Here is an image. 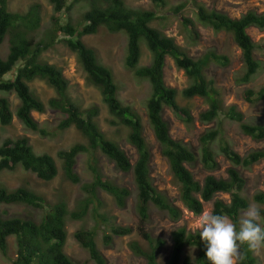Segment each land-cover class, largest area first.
<instances>
[{
    "label": "trees",
    "instance_id": "obj_1",
    "mask_svg": "<svg viewBox=\"0 0 264 264\" xmlns=\"http://www.w3.org/2000/svg\"><path fill=\"white\" fill-rule=\"evenodd\" d=\"M9 1L0 0V45L7 36L11 44L7 58L0 57V92L15 94L21 103L15 114L19 121L28 130L48 137L52 133L41 127L33 117L34 112L45 113L48 107L33 94L29 84L35 80H42L53 88L57 98L51 99L49 108L63 116L58 130L66 131L74 127L86 140L84 144L78 143L68 150L59 152L64 177L73 184H80L82 181L76 172L77 159L80 155L89 154L93 158L89 163L93 181L82 186L86 196L74 211H69L63 202L50 204L44 196L29 188H19L15 191L0 189V204L22 205L46 211L40 221L32 217L3 218L0 215V252L4 256L8 253L9 238L14 237L17 257L13 264H78L65 251L68 238L67 218L81 220L90 212L96 225L92 229L77 231L74 237L87 251L91 262L108 264L107 258L98 246V236L102 227L103 241L107 247L111 246L113 237L128 236L135 230L132 227L109 224V219L99 210L102 207L99 192L112 196L120 209L127 207L132 192L127 187L103 178L95 166L97 153L106 155L121 172L132 173L134 176L138 190L139 215L136 231L144 244L134 240L130 242L129 247L137 257L144 259L146 264H161L160 253L167 245L165 239L154 236L147 230L151 206L165 213L175 223L183 217V210L175 205L167 194L154 186L151 176L152 151L144 135L141 116L133 107L122 103L119 98L120 89L112 71L101 63L97 51L83 41L86 36L98 34L101 28H105L111 34L120 32L127 34L126 67L133 71L137 78L147 80L151 85L152 95L147 103L148 121L161 147V154L169 165L174 182L180 188V199L185 208L195 216H201L204 204L214 201V213L228 216L234 221L241 217L251 204L244 193L247 181L241 170L250 169L264 161V148L242 156L225 140L220 128L209 129L200 137L198 156L189 145L171 136L169 124L163 117L165 109L169 108L186 126L191 127L194 124L190 110L181 107L177 102L178 91L165 83V63L166 58L170 57L190 81L189 86L182 91V96L189 100L199 97L209 102V109L199 117L203 124H212L223 116L231 122L238 123L244 135L257 142H264V124L247 122L244 114L238 111L236 106L225 108L215 82L208 80L205 74L212 62L226 66L229 62L226 56H217L211 52L198 59L191 57L174 38L152 27V23L157 19L155 11L132 9L127 6L126 0H50L54 9V15L51 17L53 29L46 38L37 40L33 34L42 25V5L36 2L25 13H12L8 10ZM84 1L92 3L91 10L84 15L85 25L78 29L71 22L63 24L60 14L70 12L73 7ZM153 1L157 7L166 5V0ZM189 5L201 25L217 33L226 32L232 36L242 51L245 68L239 83H251L258 74L261 64L255 57L257 45L248 34V30L257 28L264 31V13L259 14L251 10L240 18H232L224 12L208 9L198 0H185L184 4L177 6L172 12L182 17L184 27L194 37L198 36L195 23L183 16L184 9ZM60 36L64 38L61 39ZM143 40L152 55L151 64L144 67L140 66ZM57 43H64L70 51L77 54V60L87 76V82L101 91L109 113L115 118L112 124H121L129 129L128 141L138 153L135 164H132L131 158L116 141L108 139L102 132L97 122L100 110L96 107L83 110L70 97L69 81L63 70L56 65L41 62L43 52ZM11 74L12 78H7ZM245 99L251 104L264 102V86L258 91L248 90ZM15 115L10 100L0 96V124L3 127L11 126ZM217 140L220 142V152L232 165L228 170V178L209 175L201 182L189 167L201 163L209 172L217 170L219 163L213 149V144ZM20 166L47 183L55 180L60 172L56 159L50 154L37 155L28 137L5 139L0 145V173L15 171ZM219 194L230 195L231 201L216 199ZM253 201L264 205V192L255 194ZM172 238L173 248L166 264H209L198 231L191 232L181 227L173 232ZM192 250L198 253L195 258L191 256ZM237 264H258L255 251L249 250L246 245L242 246Z\"/></svg>",
    "mask_w": 264,
    "mask_h": 264
},
{
    "label": "rangeland",
    "instance_id": "obj_2",
    "mask_svg": "<svg viewBox=\"0 0 264 264\" xmlns=\"http://www.w3.org/2000/svg\"><path fill=\"white\" fill-rule=\"evenodd\" d=\"M36 2L42 5L43 21L41 28L33 35L37 40H41L44 37L46 38L53 29L51 17L54 15V9L50 0H10L8 10L12 13H25ZM198 2L210 10L215 9L224 12L232 18H240L251 10L257 11L259 14L264 13V0H198ZM184 3L185 0H166L165 6L157 7L153 0H126L127 6L132 9L155 11L157 19L152 23V27L174 38L177 44L184 48L191 57L198 59L211 52L217 56H226L229 60L226 66L216 62L210 64L205 72L208 80L215 82L225 108L236 106L237 110L244 114L247 122L264 124V102L251 104L245 99V93L248 90L258 91L264 86V31L257 28L248 30V34L257 45L255 57L260 62L261 68L251 83H239L245 73V68L242 51L233 41L232 36L226 32L217 33L213 29L201 25L197 21L193 8L189 5L184 9L183 16L195 23V30L198 35L195 37L191 36L184 27L182 17L172 12L173 9ZM103 6L101 5V7ZM91 8V2H81L73 7L70 12L60 14L61 22L63 24L71 22L74 27L81 29L85 25L84 15ZM60 38L63 39L64 36H60ZM83 41L87 46L97 51L101 63L112 71L115 82L120 89L119 98L122 103L133 107L142 118L144 135L152 151L151 176L154 186L159 191L167 194L175 205L183 210L182 219L175 223L165 213L151 206V217L147 230L154 236L165 239L167 245L160 253L159 262L166 264L173 248V232L181 227H185L191 232L198 231L197 226L201 216H195L181 202L180 188L175 184L169 165L161 154V147L154 136L147 117V103L152 95L151 85L147 80L137 78L133 71L126 67L128 55L127 34L124 32L111 34L105 28H101L98 34L86 36ZM10 47V38L7 36L3 44L0 45V57L6 59L10 52ZM40 60L42 63L56 65L63 70L65 77L69 81V95L77 105L83 110L94 107L100 110L97 122L102 132L108 139L116 141L121 149L126 152L127 156L131 158L132 164H135L138 159V153L128 141L129 129L121 124H112L115 118L109 113L101 91L87 82V76L77 60V54L70 51L64 43H57L49 50L43 52ZM151 62L152 55L143 40L140 66H149ZM12 76L13 74L8 75L7 78H12ZM164 79L167 86L178 91V104L183 108H188L194 118L193 126L188 127L176 116L174 111L169 108L165 109L163 117L168 122L171 136L175 140L189 145L197 153L200 149L199 140L201 135L209 129L220 128L225 140L242 156H245L250 151L264 148V142H257L251 137L244 135L238 123L231 122L223 116L212 124H203L199 117L201 113L209 109V102L199 97L189 100L182 96V91L189 86L190 81L184 71L179 70L170 57L166 58ZM29 86L33 94L48 107L45 113L34 112L33 117L41 127L46 128L52 134L48 137H43L39 133L28 130L15 115L21 104L18 97L13 93L0 92L1 97H7L10 100L12 111L15 115L11 126L3 127L0 124V145L3 144L5 139H16L26 136L30 139V144L37 155L50 154L56 159L60 172L55 180L47 183L38 179L34 173L25 171L20 166L15 171L0 173V189L15 191L19 188H29L44 196L50 204L55 205L63 202L67 205L69 211H74L79 202L86 196L82 186L93 181V175L89 168V163L92 162L93 158L89 154H83L78 157L76 172L81 178L82 182L80 184H73L65 179L62 170V160L58 157L59 152L68 150L78 143L84 144L86 140L74 127L66 131L58 130L63 116L49 108L51 99L57 98V93L53 88L42 80H35ZM219 144V140L213 144L219 163L217 170L209 172L203 168L201 163L194 167H189L195 177L201 182L209 175L217 178H228V170L232 165L220 152ZM197 155L199 156L198 153ZM95 158V166L98 167L103 178L127 187L132 192L125 209H120L112 196L102 191L99 192V198L102 202V207L99 209L100 213L106 215L111 226L132 227L135 230L134 233L128 236L113 237L111 246L107 247L103 241L104 227H102L99 232L100 236H98V246L107 258L108 264H146V261L137 257L129 247L130 242L134 240H139L141 244H144L136 231L139 225V215L137 211L138 190L134 176L132 173L121 172L116 164L103 153H97ZM241 172L247 181L245 196L250 200L251 204L264 207V205L253 201L255 194L264 192V161L250 169H242ZM216 199L226 202L231 201L228 194H219ZM213 206L214 201L205 203L204 212H213ZM90 211H92V208ZM45 214V210H38L32 207L0 204V215L3 218L32 217L40 221ZM67 219L68 238L65 246L66 253L78 264H94L90 261L87 251L81 247L74 237L75 233L81 229L94 228L96 223L92 214L89 212L81 220ZM8 242L7 256L0 252V264H13L17 257L16 239L11 237ZM190 253L192 258H195L198 254L195 250ZM255 254L258 258V264H264V248L255 251Z\"/></svg>",
    "mask_w": 264,
    "mask_h": 264
},
{
    "label": "clouds",
    "instance_id": "obj_3",
    "mask_svg": "<svg viewBox=\"0 0 264 264\" xmlns=\"http://www.w3.org/2000/svg\"><path fill=\"white\" fill-rule=\"evenodd\" d=\"M197 230L209 264H237L240 249L264 248V207L249 204L238 220L214 212L202 213Z\"/></svg>",
    "mask_w": 264,
    "mask_h": 264
}]
</instances>
